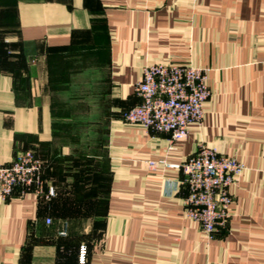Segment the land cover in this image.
<instances>
[{"label": "crops", "instance_id": "1", "mask_svg": "<svg viewBox=\"0 0 264 264\" xmlns=\"http://www.w3.org/2000/svg\"><path fill=\"white\" fill-rule=\"evenodd\" d=\"M163 63L207 70L212 91L173 144L124 120ZM201 144L244 165L212 240L185 216L177 167ZM27 150L100 164L104 211L66 222L17 190L0 199V264H81L82 246L84 264H264V0H0V164Z\"/></svg>", "mask_w": 264, "mask_h": 264}, {"label": "built area", "instance_id": "2", "mask_svg": "<svg viewBox=\"0 0 264 264\" xmlns=\"http://www.w3.org/2000/svg\"><path fill=\"white\" fill-rule=\"evenodd\" d=\"M135 93L140 103L124 113V120L150 132L168 134L172 144L187 139L192 126L201 125L212 96L207 70L176 63L146 66ZM177 167L187 192L183 199L185 216L198 223L212 240L226 229L232 216L231 188L241 177L244 165L235 157L201 144L195 155ZM44 177V160L32 150L21 151L10 163L0 164V199L6 201L20 190L21 194H45L52 200L55 191L46 190ZM46 222L51 224L52 220ZM59 235H68V223L63 224ZM85 257L86 248L82 246L81 264Z\"/></svg>", "mask_w": 264, "mask_h": 264}, {"label": "rangeland", "instance_id": "3", "mask_svg": "<svg viewBox=\"0 0 264 264\" xmlns=\"http://www.w3.org/2000/svg\"><path fill=\"white\" fill-rule=\"evenodd\" d=\"M56 87L59 85L55 84ZM44 162L46 190L54 189L56 196L52 200L60 217L66 222L74 218L84 224L94 221L91 216L101 215L104 204L99 198L105 193L106 171L100 168V164L78 157ZM96 225H100V218Z\"/></svg>", "mask_w": 264, "mask_h": 264}]
</instances>
